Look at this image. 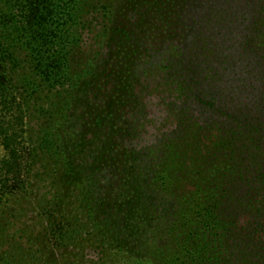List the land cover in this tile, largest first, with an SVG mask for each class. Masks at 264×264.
<instances>
[{
	"label": "trees",
	"instance_id": "1",
	"mask_svg": "<svg viewBox=\"0 0 264 264\" xmlns=\"http://www.w3.org/2000/svg\"><path fill=\"white\" fill-rule=\"evenodd\" d=\"M0 140V264H264V0H0Z\"/></svg>",
	"mask_w": 264,
	"mask_h": 264
},
{
	"label": "rangeland",
	"instance_id": "2",
	"mask_svg": "<svg viewBox=\"0 0 264 264\" xmlns=\"http://www.w3.org/2000/svg\"><path fill=\"white\" fill-rule=\"evenodd\" d=\"M148 107H149V112H150V116L152 117V122L150 125V129L148 134L145 136V142H150L152 141V139L155 138V134H156V126L158 127L159 122H160V118L164 117L165 115V111L164 108L161 104H159V100L158 99H149V103ZM28 144V141H27ZM7 150L5 148V146L3 145V141L0 140V160H2L5 156H6ZM45 190L43 189V192Z\"/></svg>",
	"mask_w": 264,
	"mask_h": 264
}]
</instances>
